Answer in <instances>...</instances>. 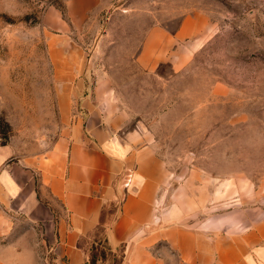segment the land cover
Listing matches in <instances>:
<instances>
[{
	"label": "rangeland",
	"instance_id": "rangeland-1",
	"mask_svg": "<svg viewBox=\"0 0 264 264\" xmlns=\"http://www.w3.org/2000/svg\"><path fill=\"white\" fill-rule=\"evenodd\" d=\"M71 2L0 0V170L23 187V200L29 182L60 209L38 168L25 165L49 153L67 128L63 116L92 98L120 136L137 127L148 135L176 184L195 180V222L264 206V0H93L76 17ZM184 23L187 62L145 68L138 58L148 37L157 40L156 28L176 37ZM135 176L124 170L122 200ZM17 204L7 254L15 264H53L47 220H28ZM157 256L183 264L167 246Z\"/></svg>",
	"mask_w": 264,
	"mask_h": 264
},
{
	"label": "crops",
	"instance_id": "crops-1",
	"mask_svg": "<svg viewBox=\"0 0 264 264\" xmlns=\"http://www.w3.org/2000/svg\"><path fill=\"white\" fill-rule=\"evenodd\" d=\"M92 1L72 0V17L85 15ZM186 27L176 37L156 28L157 40L148 37L139 55L142 65L167 61L176 71L181 68L187 59L178 40ZM103 103L81 98L76 114L63 116L67 128L51 151L25 165L38 168L42 189L59 210L39 200L29 182L23 200V187L0 170V264H15V252L7 254L15 249V203L28 220H47L53 264H90L94 246L110 254L96 264H163L157 256L161 246L175 251L183 264H264V206L252 213L234 208L208 214L195 222V180L176 184L138 127L120 136L106 126ZM129 167L135 169V185L122 200L121 179ZM3 239H9L6 245Z\"/></svg>",
	"mask_w": 264,
	"mask_h": 264
},
{
	"label": "trees",
	"instance_id": "trees-1",
	"mask_svg": "<svg viewBox=\"0 0 264 264\" xmlns=\"http://www.w3.org/2000/svg\"><path fill=\"white\" fill-rule=\"evenodd\" d=\"M99 251H101L100 252V256H98V254H97V253H99ZM109 255L110 254L106 250V248L99 249L98 247L94 246L93 249H92V256H91V263L90 264H96V261H97L98 257L106 259V258H108ZM115 261H116V259H115Z\"/></svg>",
	"mask_w": 264,
	"mask_h": 264
},
{
	"label": "built area",
	"instance_id": "built-area-1",
	"mask_svg": "<svg viewBox=\"0 0 264 264\" xmlns=\"http://www.w3.org/2000/svg\"><path fill=\"white\" fill-rule=\"evenodd\" d=\"M125 178H126L125 186L129 187L133 181V172L128 171Z\"/></svg>",
	"mask_w": 264,
	"mask_h": 264
}]
</instances>
